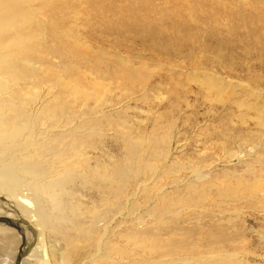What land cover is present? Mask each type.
Returning <instances> with one entry per match:
<instances>
[{
  "label": "rangeland",
  "instance_id": "374dc122",
  "mask_svg": "<svg viewBox=\"0 0 264 264\" xmlns=\"http://www.w3.org/2000/svg\"><path fill=\"white\" fill-rule=\"evenodd\" d=\"M39 1L57 11L40 16L46 7L31 4L26 31L33 34L23 37L20 30L16 49H0L8 71L0 73V175L10 194L35 206L25 212L0 197V218L13 221L0 222V264H16L22 252L19 264H69L71 240L91 245L83 230L97 239L111 218L103 223L98 216L126 206L120 192L127 183L114 193L112 212L99 176L145 178L134 160L141 145L147 161L166 164L152 193L165 187L166 199L157 205L137 196V208L113 222L112 259H119L117 247H129L136 264H167L152 261L164 256L214 264L218 253L235 254L232 264H264V195L257 205L223 196L239 180L254 182L253 171L264 180V51L257 35L261 27L264 42V21L253 15L260 0ZM71 47L78 53L65 51ZM15 59H30L38 69H27L37 76L15 80L22 70ZM93 91L102 97L83 99ZM38 136L39 146L33 144ZM41 148L47 153L39 154ZM75 153L84 155L75 161ZM57 156L64 165L57 161L60 169L49 170L45 161ZM203 162L209 165L200 182L211 206L171 213V199L189 193L185 181L171 186L172 176L187 178L191 165ZM91 257L84 264H95Z\"/></svg>",
  "mask_w": 264,
  "mask_h": 264
},
{
  "label": "bare ground",
  "instance_id": "6f19581e",
  "mask_svg": "<svg viewBox=\"0 0 264 264\" xmlns=\"http://www.w3.org/2000/svg\"><path fill=\"white\" fill-rule=\"evenodd\" d=\"M49 1H51V0H49ZM260 2L262 3V5H259V3L256 4L255 8L253 10V15L255 16L256 22L264 21V0H260ZM31 4H34L36 9H41L42 7L43 8L46 7V10H45L46 14H42L40 16L48 15L50 12H56L57 11V8L54 5L51 6V4L43 3L41 1L35 3L34 0H0V49L6 48V47L10 48L11 51L16 49L17 48V40H16L15 36H16V34H18V32L20 30H22L24 32L23 37H27V36H30L33 34L32 30L26 31V29L28 27H32V24H33V22L27 21L28 17H31V11L35 10V8H33ZM45 28H47V27H45ZM56 30L57 29H56L55 24H51L50 31L53 34H56ZM257 35H260V36L263 35V31H262L261 27H259ZM260 36L258 37V40L262 43V46H261L262 50L261 51L263 53L264 42L261 41ZM7 40L12 41V43H10V45H6L5 42ZM33 40L35 42L39 41L36 38V36H34ZM75 46L76 45H74L73 47H75ZM73 47L65 48L66 49L65 51L68 52L71 50H75V52L78 53V49H73ZM29 50L30 51L28 53L31 55H37V56L41 55L40 53H37V50H33V49H29ZM51 54H50L51 59L53 56H55V57L57 56L56 48H53V51ZM14 61L19 63V65L22 67V70H17L16 72H14L13 78L15 80L21 79V77L24 75V73H27L25 75H27L28 79H30L32 76H37L36 74L30 75L32 73V71H35L34 69H38V66L34 65V63L30 59H26L25 64H21L20 60H18V59H15ZM28 66H30L34 69H27ZM4 68H5V70L7 69V63L4 60V56H0V73H3L2 71ZM4 73L6 74V73H8V71L6 70V71H4ZM23 78H24V76H23ZM115 78H116V76H115ZM115 78L113 79V81L115 80ZM113 81H111V82H113ZM96 86L97 85H95L94 87H96ZM65 87L73 89L69 85H67ZM104 90L106 91L105 94H107V92H111V89L106 87V86L104 87ZM0 91H2V90H0ZM91 93L92 92H87L86 94H84L83 99L96 98V100H97V99L102 97V95L100 96V94H98L97 91H93L95 96L94 95L92 96ZM55 120H56V116L54 115V119L52 121L48 120L47 123L43 124L44 125L43 128L45 129V132H48L49 130H51L50 127L55 122ZM18 126L19 127L17 129H21L22 128L21 126H24V125H18ZM24 127L28 128L26 126H24ZM46 127H47V129H46ZM40 140H41V137H39V136L36 137L33 144L39 146ZM134 147H136V146H134ZM138 149H140V150H138V152L134 158L135 164L137 163V165H138L136 167V169L138 171L137 173L140 172V174L142 176H144L145 178H143V179L140 178L138 181L135 182L134 179H132L133 176H128L127 174H125L123 177H121V179H117L118 177H115V176H104V175L99 176V178L101 180V184L104 183V188L108 189V191L106 193L108 195L105 197V205H107L109 210L112 212H113V200H114L113 197L115 196L114 193L120 189L121 185H124L127 183L122 188V191L120 192V193L125 192V194H122V195L125 197L126 206L124 209H121L118 212V214L113 213L114 214L113 216L112 215L107 216L109 212H107L106 214L98 216V218H97L98 220L97 219L96 220L103 222V223H104V221H107L108 218H110V217L111 218H110V221H107L110 223L109 224L107 223L106 225H104L101 228V230H99V237L97 239H94L92 234L91 235L89 234V232H88L89 230L88 231L83 230L82 237L85 239L92 238V241H91L92 244L91 245L76 247L73 245V241L71 240V246H70L69 252L71 253V255H74L75 258L69 264H84V263H86L84 261V259L87 258V256L90 257V255L92 256L90 258V261L95 262V264H136L137 263V262L134 263L133 259L130 260L129 256L131 255L132 252L130 251L129 247H127V248L126 247H117L118 253L116 255L119 256V259H112L114 257V254H115L114 250H115L116 246L113 243H111V241L109 239L110 233L113 232V230H111L110 227H112L111 225L113 224L114 221L116 222V220L118 218L124 217L125 209H127L126 211L130 212V210H132V208H137V205L139 204L137 196L139 197L141 195H147L146 199L148 201L153 199L155 201V203L158 205L160 201H163L166 199L165 195L167 193L166 192L167 190L165 187L161 188V186H158V188L160 189V191H159L160 193L156 194V196L152 195L153 191H155L154 188L157 185L156 183H157L158 179H162V177L165 174L166 164H164V163L158 164L159 161L157 159H155L152 162L147 161L146 157L148 154V149H146L145 145H141ZM47 151H48V148H41L38 151V153L43 154V153H47ZM82 155H84V153H75V154H73V158L76 161V159H80V156H82ZM60 158H62V156L54 157L49 161L46 160L45 164L47 165L49 163V166L47 165L48 169L49 170H59L60 169L59 167H61V166L55 165L57 163V161L62 162L64 165L63 159H60ZM167 158H168V155H166V159ZM208 165L209 164L207 162H203L201 165H197V164L191 165L190 176L187 178H182V176H179V174H175L172 176L173 181H172L171 186H173L175 188H179V183L181 181H183V182L185 181L184 185L187 188V190H189V193L184 194V196L182 198H178L177 200L171 199V207H172L170 209L171 213H174L176 210L177 211L180 210V209H178V208H180V206L181 207L185 206L184 208H186V206H188L190 208H192V207L195 208V207H198L201 205H206L208 207L211 206V204H209L210 200H207V197L205 194L206 191H205V189H203L204 182L203 181L200 182V180L203 179V177L205 175L204 171L206 168H208ZM252 174L255 177V181L244 184V182L242 180H239L238 183L240 185L239 186L237 185L239 188L236 191H234L233 194L227 195V193H226L225 195H223L226 198V200L227 199L228 200L233 199V200H235V202H237L236 201L237 199L242 198V199H245L246 202L252 203L253 205H257L258 202L261 203L260 199L263 201L264 191L261 190L260 188L264 187V180L259 179V177L256 175L257 174L256 172L253 171ZM137 176H138V174H137ZM127 180H128V182H127ZM121 182H122V184H120ZM99 187H101V186L99 185ZM11 188H12V186L6 180L4 175H0V197L4 196V199L6 200V204L8 206L10 205V206L16 207V203H17L18 206H20V208L23 209L24 211L30 210V209L35 207L33 201L31 199H29L27 196H25L21 193H17L16 195L15 194L13 195L12 193L10 194V190H8V189H11ZM190 191L193 192V194L196 197L194 196V198H192L193 194L191 195ZM216 202H217V200H216ZM253 202H256V203H253ZM16 209H18V208L16 207ZM0 211H1V207H0ZM25 212H27V211H25ZM104 215H106V217ZM126 216H127V214H126ZM155 217H157V216H155ZM135 219H139L138 216H136ZM156 220L160 221V219L158 217L156 218ZM133 222H134V220L132 221V223ZM133 225H135V224H133ZM93 234H95V233H93ZM94 240H95V242H94ZM88 248H91V249L95 248L94 253L92 251H90V249H88ZM143 256H144V254H143ZM150 256H151V254H150ZM134 257H136V256H134ZM145 257H147V256H145ZM164 257H165V259L159 260L157 258V259H153L152 261H154V262L165 261V262H167V264H179L181 262L182 263H187V262L189 263V261L191 260V258L193 256H188V257L183 256V257H178V258H174V257H170V256H164ZM235 257L236 256L233 253H230V254L218 253V254H215L214 257L211 258L210 261H214V264H232L233 262H235L233 260V258H235ZM36 262H35L36 264H42V260H40V259H37ZM61 263H65V262L61 261ZM159 264H161V263H159Z\"/></svg>",
  "mask_w": 264,
  "mask_h": 264
},
{
  "label": "water",
  "instance_id": "95a60500",
  "mask_svg": "<svg viewBox=\"0 0 264 264\" xmlns=\"http://www.w3.org/2000/svg\"><path fill=\"white\" fill-rule=\"evenodd\" d=\"M0 222H5V223H11V221L6 218V217H2L0 218ZM25 252H22V255H19L18 258H17V261H16V264H19V260L22 258V256L24 255Z\"/></svg>",
  "mask_w": 264,
  "mask_h": 264
}]
</instances>
